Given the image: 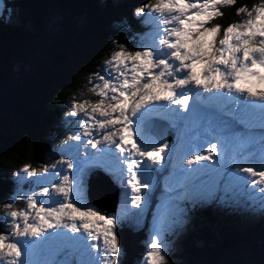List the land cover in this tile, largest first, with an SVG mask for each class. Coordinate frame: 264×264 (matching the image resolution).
Returning a JSON list of instances; mask_svg holds the SVG:
<instances>
[{
    "label": "snow or ice",
    "instance_id": "snow-or-ice-1",
    "mask_svg": "<svg viewBox=\"0 0 264 264\" xmlns=\"http://www.w3.org/2000/svg\"><path fill=\"white\" fill-rule=\"evenodd\" d=\"M235 3L156 0L155 4L140 6L135 14L146 16V22L156 27L153 43L134 51L120 44L105 61V75L94 74L99 83H93L90 92L97 97L96 102L83 100L72 105L69 115L83 113L86 119L80 121L81 131L70 139L79 142L82 136H93L94 131L102 133V139H89L84 146L97 149L101 166L130 189L131 204L136 208L144 202L142 190L150 187L149 166L161 164L162 153L169 147L166 143L157 147L144 134L145 118L161 101L179 105L173 110L177 114L187 111L192 96L184 90L203 86L220 93L226 90L228 98H235L245 108L259 106L264 114V90H254L253 82L264 83V0L251 9L247 5L238 8L236 14L246 16L241 22L227 27L212 23L223 16L222 8ZM218 143L197 150L186 163L191 166L212 161ZM59 164L67 169L76 167L72 160ZM57 167L53 164L51 169ZM236 171L248 174L251 179L245 183L259 186L258 192L264 194V163L259 169L255 165L237 166ZM49 172L47 166L37 170L25 165L16 175L23 173L25 179H30ZM82 172L81 167L76 175L58 173V180L43 187L39 194L18 193L16 198L25 201L20 209L13 210L11 203L4 206L9 209L4 213L9 231L0 232V264H33L27 258L29 249L36 242L50 240L82 247L90 256L94 249V259L85 264H118L121 248L116 228L120 218L102 213L83 200ZM41 196L49 197L48 201L41 200ZM61 228L73 235L59 231ZM161 230L158 225L151 237L145 264H167Z\"/></svg>",
    "mask_w": 264,
    "mask_h": 264
},
{
    "label": "trees",
    "instance_id": "trees-1",
    "mask_svg": "<svg viewBox=\"0 0 264 264\" xmlns=\"http://www.w3.org/2000/svg\"><path fill=\"white\" fill-rule=\"evenodd\" d=\"M261 2L236 0L234 6L222 8L223 16L212 23L227 27L241 22L246 16L237 15V9L244 5L251 9ZM155 3L0 0V232L9 231L4 201L15 200L13 210L23 207L24 200L14 197L13 191L33 185L28 179L22 186L13 177L25 165L38 170L67 155L61 146L68 140L61 136L76 125L75 116L69 115L73 103L96 102L90 92L93 83H99L94 74L105 75V61L119 44L133 42L128 49L132 51L144 44L145 36L152 32L151 24L135 13L140 6ZM138 44L142 45L136 47ZM158 189L159 195L150 200L153 206L161 197V184ZM217 194L215 191L206 200L187 197L183 201L181 212L189 223L181 241L180 264H264L260 212L251 216L257 221H245L247 213L243 218L233 208L249 210L247 202L221 208L216 205ZM116 229L132 253L130 263L140 262L150 238L149 220L137 225L122 218Z\"/></svg>",
    "mask_w": 264,
    "mask_h": 264
},
{
    "label": "rangeland",
    "instance_id": "rangeland-1",
    "mask_svg": "<svg viewBox=\"0 0 264 264\" xmlns=\"http://www.w3.org/2000/svg\"><path fill=\"white\" fill-rule=\"evenodd\" d=\"M259 5V4H258ZM2 7L0 6V9ZM14 17L17 18L16 13H14ZM147 20V17L144 16ZM150 23V22H148ZM151 24L152 32L145 36L144 44H152L155 34H156V27L153 23ZM210 26V25H208ZM137 43V42H136ZM127 49L133 48V42L129 43H122ZM120 45V44H119ZM118 45V46H119ZM142 44L135 45L136 47L141 46ZM255 84L254 90L260 91L264 90V83H260L259 80L253 81ZM198 90V87L189 86L187 91L191 96L192 99L189 101V108L187 111H181L180 116H177L176 119L179 123H184V120H187L189 117V122L185 124V128L183 130V138L184 139V147L186 148V155L183 152V149L179 146L176 147V154L173 157L168 159H175L178 163L181 159L180 164L177 166L171 165L168 170L164 171L162 175L159 177L161 185L163 187V193L160 199L158 200V204L153 206L150 202V196L153 190L154 184L158 181L157 176L147 172V179L150 182V187L146 191H142L141 195L143 196L144 202L142 203L140 208H136L131 204V191L130 189H126V186L123 188V194L120 192L115 191V187L112 185L113 180H116L115 177L109 175L111 185H107V181H102L101 178L95 177L91 175L86 183L85 195L82 191L83 200L85 197H89L91 200L96 201L97 203L102 205V208H99L97 204L93 203L92 201L86 202L95 206L98 210L102 213H106L108 215H115L119 218L125 216H131L135 214V217L128 218L129 220H133L135 224L139 225L143 222L149 220L150 223V238L151 240L152 235L156 231L158 225L162 226L161 236L160 239L164 244V252L167 256V264H180L182 259V247L181 241L185 237V230L189 223V220L183 215L181 212L182 203L186 201L187 197L196 198L200 197L202 199H208L212 195L215 194V191H218L216 195V205L221 208H228L231 204L238 205L240 202H247V206H250L249 210H246L245 207H234V211L236 210V214L239 216H243L245 213L246 219L245 221L253 222L257 221L255 217H251L258 214L257 218L262 217V222L264 223V207H262V197L264 194L258 192V187H253L250 183H245L246 180H250L251 177L242 172H237L236 167H248L255 165L257 169H259L264 163V114L259 106L252 108L248 107L245 108L243 103H237L235 98L232 99L230 105H227V102H219L216 103L215 101L219 99L216 94H212V92H206L208 96L202 103L205 106L211 104H220L226 112L229 114V119L227 121L222 122V126L209 123L205 120L202 116H198L201 114L200 106L195 102H201L202 92H196L195 98L193 99V95L195 90ZM215 90V89H210ZM224 95H226V90ZM220 96H223L220 94ZM235 97V94H233ZM217 98V99H215ZM220 101V100H219ZM209 103V104H208ZM226 103V104H225ZM160 105V103L158 104ZM166 108L164 109V113H171L174 109H177L176 105H169L168 102L165 104ZM229 108L230 110L226 109ZM240 109V110H239ZM244 110V111H243ZM246 110L255 111L257 114V122L255 121L254 113L250 117L249 115H244L243 113ZM257 111H259L257 113ZM234 112V113H233ZM241 115V117L245 121H252V127L256 128L257 130H243L240 124L237 121V115ZM77 123L73 129V131H65L63 132L61 139L66 138L68 140L67 145H62L61 148L65 149L68 148V152L65 158V161L72 160L75 165V160L79 159L81 156V152L86 155V151L84 149H93L91 145L85 147L84 145L87 143L89 139H102V133L100 131H94L93 136L91 137H84L82 136L81 141L77 142L71 140L70 137L77 134L80 129V121L86 119L83 113H80L78 116H75ZM175 118V117H172ZM184 118V120H183ZM147 119V117L145 118ZM231 120V121H230ZM206 123V124H203ZM223 123L230 124L229 128L224 125ZM244 132V133H243ZM145 136L151 134L149 130L144 131ZM149 140H154V135L147 136ZM218 143V150L217 153L214 154L212 161H205L195 164L194 168L189 167L188 164L185 166L183 164L185 159L189 158L194 154L197 150H202L210 147L211 143ZM100 145H98L99 147ZM88 150V151H89ZM168 152V150H167ZM207 155V152H204ZM167 153V157H168ZM87 162V159L85 160ZM161 169L164 168L166 165V160L164 159L161 164H158ZM49 167L50 172L45 174L42 177H32L30 178L33 181V185L29 187H22L20 189H16L13 191L14 197L17 196L19 193L20 195L29 194L35 192L37 194L42 192L43 187H50L52 182L58 180V173L68 174V175H76L77 170L74 167L73 169H67L66 171H57V169L52 170L51 165L42 164L38 170H41L43 167ZM83 167L82 163H79V168ZM22 168V167H21ZM20 168V169H21ZM19 169V170H20ZM37 169V168H35ZM143 171V170H141ZM203 173L204 175L199 174ZM192 176H195L194 180ZM25 174L20 173L19 177L15 175L16 181H19L20 184L23 186V181H28V179L24 178ZM158 183V182H157ZM26 184V183H24ZM111 196L112 199L108 200L106 197V193L103 191L106 188ZM95 194H94V193ZM122 192V191H121ZM98 193V194H97ZM127 193V195L125 194ZM114 195V196H113ZM174 198H176L174 200ZM41 200L48 201L49 197L41 196ZM176 201V202H175ZM15 200L6 199L4 201V206L6 204H13ZM25 204V201H23ZM23 204V207H24ZM245 204V203H244ZM152 207V208H151ZM22 208V207H21ZM20 209V208H16ZM6 211L9 209L5 208ZM15 210V209H14ZM249 211H253L249 212ZM244 218V216H243ZM5 223H7V218ZM119 223V222H118ZM119 244L121 248V252L119 255L118 264H131L130 261L132 260V253L128 252L125 246V239L123 236L119 235L118 230L116 229ZM68 235H73L72 233ZM77 237L80 236V233H77ZM23 243V241H21ZM148 242V244H149ZM52 243V242H51ZM48 241L47 245H51ZM62 243L59 242V245ZM147 244V248L145 250L143 258L140 262L136 264H145L146 254L149 250V245ZM186 244V243H185ZM52 247L55 244L51 245ZM83 249V248H82ZM84 255L82 259L80 258L81 255L78 254H71L75 256L76 264H79L83 260V264L88 261L90 258L94 259L95 250H91L92 256L89 255V252L83 249ZM87 252V253H86ZM86 253V257H85ZM33 264H41V257L39 255V247L38 245L34 244L32 248L29 249V254L27 257ZM65 259L63 258L62 261ZM45 264H58L56 261H52Z\"/></svg>",
    "mask_w": 264,
    "mask_h": 264
},
{
    "label": "bare ground",
    "instance_id": "bare-ground-1",
    "mask_svg": "<svg viewBox=\"0 0 264 264\" xmlns=\"http://www.w3.org/2000/svg\"><path fill=\"white\" fill-rule=\"evenodd\" d=\"M199 90H195V93H194V95H193V99H195V94H196V92H198ZM200 92V91H199ZM208 93V92H207ZM207 93L206 92H203L202 94H201V97H203L202 98V100H201V102L200 103H202L205 99H207L208 98V96L209 95H207ZM212 94H216V96H218L219 97V99H217V98H215V99H217L215 102L216 103H219V102H227V105L229 106L230 105V102L232 101V99H230V98H228L227 97V95H224V93H220V92H212ZM220 94L221 95H223V96H220ZM220 100V101H219ZM222 102V103H223ZM209 104V103H208ZM226 104V103H225ZM177 106V109H179L180 108V106L179 105H176ZM227 109V108H226ZM240 110V109H239ZM244 111V110H243ZM259 111H257V113H258ZM180 113L181 112H179L178 114L176 113V112H171V113H169V115H168V118L169 119H172V117H177V116H179V117H181L180 116ZM234 113V112H233ZM254 113V115L256 114V112L255 111H252V110H246V112H244L243 114L244 115H249L250 117L252 116V114ZM237 115V121H238V123L240 124V126L242 127V126H246L247 127V129H243V130H246V131H249V130H253V128H251V124H252V121H245L242 117H241V115H238V114H236ZM256 118H257V114H256V116H255V121L254 122H257V120H256ZM183 120H184V118H183ZM185 121V123L187 122H189V117H188V119L187 120H184ZM231 121V120H230ZM222 122H224V121H222ZM222 122H221V125H222ZM186 123V124H187ZM224 125H226L228 128H229V130H230V124H227V123H223ZM243 128V127H242ZM181 133V135L183 136V134H184V132L183 131H181L180 132ZM179 147V146H178ZM177 147V148H178ZM93 160H95V161H97V162H100L99 161V158H94ZM87 161H89V159H87ZM106 181H107V185L108 186H110L111 185V181H110V178H109V175L107 176V178L105 179ZM107 190H109V188L107 187L106 189H104L103 191L106 193V197L108 198V200H110V199H112L111 198V196H110V194H109V192L107 191ZM94 193V192H93ZM95 194V193H94ZM98 194V193H97ZM50 243H51V245H53V244H59V240H55V241H53V240H50L49 241ZM66 253V252H65ZM71 254H73V253H71ZM76 255H78V254H76Z\"/></svg>",
    "mask_w": 264,
    "mask_h": 264
},
{
    "label": "water",
    "instance_id": "water-1",
    "mask_svg": "<svg viewBox=\"0 0 264 264\" xmlns=\"http://www.w3.org/2000/svg\"><path fill=\"white\" fill-rule=\"evenodd\" d=\"M157 135L159 136L160 139H162V137H163L164 142L166 144H172L173 143L174 131L171 127H169L167 124H165L164 121H162L161 123H158Z\"/></svg>",
    "mask_w": 264,
    "mask_h": 264
}]
</instances>
